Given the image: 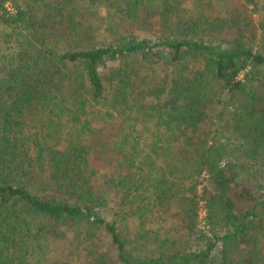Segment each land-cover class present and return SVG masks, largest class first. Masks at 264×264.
Segmentation results:
<instances>
[{
	"label": "trees",
	"instance_id": "16d2710c",
	"mask_svg": "<svg viewBox=\"0 0 264 264\" xmlns=\"http://www.w3.org/2000/svg\"><path fill=\"white\" fill-rule=\"evenodd\" d=\"M0 264H264V0H0Z\"/></svg>",
	"mask_w": 264,
	"mask_h": 264
},
{
	"label": "rangeland",
	"instance_id": "374dc122",
	"mask_svg": "<svg viewBox=\"0 0 264 264\" xmlns=\"http://www.w3.org/2000/svg\"><path fill=\"white\" fill-rule=\"evenodd\" d=\"M99 17L98 19L101 20V32H103L104 30V24L106 23V20H105V16L107 14L106 12V9H100L99 11ZM106 12V13H105ZM255 18H257V14L255 16ZM128 26L130 27H135L134 24L132 23H129ZM136 29V32L138 33V35H140V37H143V36H148V37H152L150 33H147L145 31V29L143 28V26H138ZM157 67L155 66V69H156V72L157 74L160 75V77L163 76V72L161 70V66L160 64H156ZM202 185L205 184V181H201ZM199 186L198 188V192L201 194V186ZM199 216H198V221H199V227L200 228H205V229H208V226L206 225V222H205V215H206V210H205V206H204V201H200L199 202ZM76 244V242L72 245V247H74ZM71 245L70 244H65V243H59V244H56V243H51L50 245H47V253L49 255H52V256H55V257H70L69 256V253L67 252V250L69 249L68 247H70ZM217 247L218 249L220 248V243L218 242L217 244ZM72 251L74 252L75 250L72 248Z\"/></svg>",
	"mask_w": 264,
	"mask_h": 264
}]
</instances>
